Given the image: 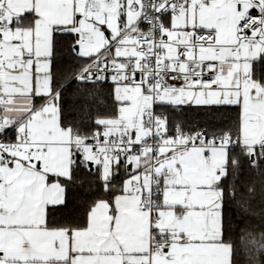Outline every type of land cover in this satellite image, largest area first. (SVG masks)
Segmentation results:
<instances>
[{
  "label": "snow or ice",
  "instance_id": "obj_1",
  "mask_svg": "<svg viewBox=\"0 0 264 264\" xmlns=\"http://www.w3.org/2000/svg\"><path fill=\"white\" fill-rule=\"evenodd\" d=\"M264 0H0V264H264Z\"/></svg>",
  "mask_w": 264,
  "mask_h": 264
},
{
  "label": "trees",
  "instance_id": "obj_2",
  "mask_svg": "<svg viewBox=\"0 0 264 264\" xmlns=\"http://www.w3.org/2000/svg\"><path fill=\"white\" fill-rule=\"evenodd\" d=\"M261 70L264 71V68H262Z\"/></svg>",
  "mask_w": 264,
  "mask_h": 264
}]
</instances>
